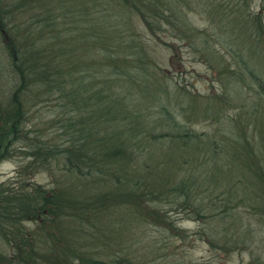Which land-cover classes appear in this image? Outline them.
I'll use <instances>...</instances> for the list:
<instances>
[{"label":"trees","instance_id":"1","mask_svg":"<svg viewBox=\"0 0 264 264\" xmlns=\"http://www.w3.org/2000/svg\"><path fill=\"white\" fill-rule=\"evenodd\" d=\"M193 12L202 16L199 26ZM145 34L179 39L238 86L255 85L264 101V0H0V160L10 157L11 145L21 140L17 132L32 109L45 105L48 118L55 120V136L65 145L29 141L27 157L40 168L63 162L68 181L56 192L27 184L0 186V240L5 243L0 264H140L114 254L99 257L122 251L115 248L113 218L125 214L118 217L133 230L148 221L183 237L160 205L166 201L177 212L199 213L209 205L200 202L196 208L198 195L209 197L210 187L224 186L227 194L224 205L210 203L218 210L211 220L221 227L230 218L232 230L239 229L237 218L221 213L231 209L241 180L235 182V176L227 185L219 178L228 179L243 166V131L238 124L230 126L216 149V143L187 128L195 116H215L218 103L208 97L198 107L179 82L156 75L158 62ZM170 81L175 93L169 91ZM162 99H170L185 121ZM152 107L159 116L149 111ZM160 127L169 130L159 134ZM197 151L210 154L202 157ZM186 154L200 167L198 176L191 167L181 171ZM262 161L259 157L256 163ZM186 171L188 177L182 175ZM258 197L264 222V186L252 201ZM29 222L40 231L26 229ZM246 234L238 232L236 239L221 234L209 244L226 252L244 243Z\"/></svg>","mask_w":264,"mask_h":264},{"label":"rangeland","instance_id":"2","mask_svg":"<svg viewBox=\"0 0 264 264\" xmlns=\"http://www.w3.org/2000/svg\"><path fill=\"white\" fill-rule=\"evenodd\" d=\"M191 18L198 26L203 22L202 16L197 12L191 13ZM136 30L142 31L139 28ZM161 37L159 39L145 34L148 51L158 62V66L154 69L156 75H167L174 83L179 82L184 87V93L195 98L194 104L198 107L206 104L208 97H213L212 100L218 103L215 116L209 119L195 116L188 123L187 128L201 135L200 138L203 140L216 143V149L222 137L229 134L230 126L233 129L234 124H238L243 131V166L239 172L230 173L228 179L219 178L227 185L233 182L235 176V182L241 180L236 186L238 193L229 204L231 209L221 213V216L232 215L234 219L237 218L239 229L232 230L229 224L233 220L230 221V218L226 219L227 223L220 224L221 227L211 220L212 214L218 210L216 205L215 210L211 209L210 203L224 205L227 194H222L224 186H218L219 188L215 190L210 187L211 191L208 189L206 192L209 197L200 200L198 195L196 208L200 202L202 205H209L207 210L204 209L199 213L177 212L166 201L160 205V209L164 211L165 220L176 225L177 232L183 237L169 234L168 230H163L158 225L153 226L148 221L140 222L139 226L133 230L132 224L118 217L126 218L127 215L120 214L113 219L116 225L114 235L118 237L115 239V248H122V251L100 253L99 257L104 259L105 254L110 256L114 254L113 258L129 257L140 264H257V259L264 264V222L260 220L262 216L257 205L261 199L258 197L256 202L252 201L254 195L256 196V193L264 186L262 175L264 161L256 163L259 157H264V101L258 98L255 93L256 86L252 83L250 86L245 84L238 86L225 74L220 75L214 67H210L208 62L200 60L198 54L192 52L186 43L179 39H171L167 34H161ZM175 88L176 86L170 81L169 91L175 93ZM0 95H3L1 86ZM161 104L167 105L174 114L176 113V118L180 122L185 121V118L179 114V109L172 108L175 104L171 103L170 99L167 101L162 99ZM181 104L184 105L185 102ZM198 107L195 108L198 109ZM47 110L49 109L45 105L32 109V117L26 118L17 132L22 137L21 140L11 145L10 157L0 160V186L5 189H16L27 184L40 187L46 192H56L68 182L63 173V162L50 161L47 168H40L37 164L31 163L34 161L33 157H27L31 152L26 146L29 141L37 145L41 142L45 145L55 142L61 148L65 145L63 138L55 136V124L51 126L55 120L48 118ZM149 111L159 116L156 107L149 108ZM168 130L160 127L157 132L162 133ZM207 154L210 153L197 151L198 156L205 157ZM186 156L187 159L183 160L185 165L179 162L181 171L191 167L197 169L195 173L198 176L200 167L195 166L193 157L188 154ZM144 158L154 159L156 156L146 155ZM144 162L150 163L148 160L140 163L145 165ZM183 174L188 177L189 173L186 171ZM225 191L230 193L228 190ZM243 195L249 200L243 201ZM195 216L202 218L196 220ZM129 219L128 217L126 221ZM213 219L216 220L215 217ZM26 229L34 233L40 231L39 226H36L34 222L26 223ZM243 231H247L244 243L238 241L237 245H230V250L226 249V252L221 246L216 245L217 243L212 246L209 244L210 239L218 241L221 234L226 233L229 238L236 232L235 238L231 236L236 239L238 232L243 233ZM174 232L176 231H171V233ZM54 233L56 235L55 231ZM0 243L1 248L5 243L3 240H0ZM100 248L97 246V249Z\"/></svg>","mask_w":264,"mask_h":264}]
</instances>
